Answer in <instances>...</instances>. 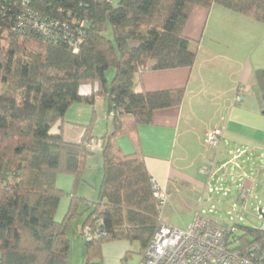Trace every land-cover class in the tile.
Segmentation results:
<instances>
[{
  "label": "trees",
  "instance_id": "trees-1",
  "mask_svg": "<svg viewBox=\"0 0 264 264\" xmlns=\"http://www.w3.org/2000/svg\"><path fill=\"white\" fill-rule=\"evenodd\" d=\"M25 1L0 0V264H68L69 223L84 200L74 194L91 155L84 143L92 134L85 126L81 141L69 142L61 127L72 103L92 105L96 96L107 98V112L114 116L101 137L98 201L89 204L93 209L81 225L99 221L102 234L85 241L83 264H103L102 246L112 241L136 242L144 253L161 220L136 127L150 123L155 110L180 105L185 91L135 92V75L147 66H193L198 44L183 28L194 6L216 3L264 24V0ZM29 11L49 23L46 36L18 27V18ZM253 77L264 100V68ZM83 85L96 89L81 95ZM55 124L60 131L51 133ZM121 135L130 138L132 154L120 151ZM60 173L73 176L74 190L57 221ZM239 227L255 238L264 235Z\"/></svg>",
  "mask_w": 264,
  "mask_h": 264
},
{
  "label": "crops",
  "instance_id": "crops-1",
  "mask_svg": "<svg viewBox=\"0 0 264 264\" xmlns=\"http://www.w3.org/2000/svg\"><path fill=\"white\" fill-rule=\"evenodd\" d=\"M183 34L198 44L191 68L147 66L136 73L133 81L135 92L178 88L185 91L180 105L155 110L150 123L137 125L136 134L146 168L151 178L165 188V204L179 207L188 204L190 195L201 202L217 173L228 166L235 167L241 171L243 181L239 188L246 203L252 195L255 198L256 181L264 172V100L254 86L253 77L254 70L264 68V24L213 3L208 9L192 8ZM113 75L114 69L107 79L111 81ZM238 86L244 91L241 99L235 100ZM95 89L96 85H83L79 93L88 95ZM84 105L72 103L67 109L61 127L66 141H81L85 131L82 118L91 109ZM107 107L106 97H95L92 109H99L106 116ZM75 111L81 113L74 117ZM107 121L109 132L112 125ZM217 129L221 132L218 145H208L207 135ZM59 131V124L51 129V133ZM91 138L101 141V137ZM116 142L123 154L134 152L127 135L119 136ZM91 154L102 157V144ZM97 167V179H93L92 173L88 178V182L95 180V190L101 179V169ZM205 168L207 172L203 171ZM60 177L57 175L56 184L63 186L64 180ZM196 213L193 211L186 223L176 224L161 215L160 220L184 228ZM125 242L103 244L102 256L114 249L104 264H115L121 258Z\"/></svg>",
  "mask_w": 264,
  "mask_h": 264
},
{
  "label": "rangeland",
  "instance_id": "rangeland-1",
  "mask_svg": "<svg viewBox=\"0 0 264 264\" xmlns=\"http://www.w3.org/2000/svg\"><path fill=\"white\" fill-rule=\"evenodd\" d=\"M106 37L112 40V30L110 27H108L106 31ZM133 44H136V42L133 41ZM111 74L112 69L107 71L106 76L109 78ZM83 104H85L84 106L91 107L90 113L88 115L84 114V118H82L85 121L84 125H90L92 136L95 138L102 137L108 131L105 112L102 113L99 109H92L91 104ZM78 113H81V111H75L74 117H77ZM108 122L110 123L109 120L107 121V124ZM89 156H91L92 159H89ZM89 156L85 161L82 181L74 194L77 198H82L84 200H79L74 217L69 223L68 264H83L85 240L80 234V227L93 209L88 208L86 205L98 201V188L95 190V180L99 174L97 169L98 165L101 169L100 178H102V157L98 154H91ZM89 173H92V177L95 180L88 182ZM58 175L61 176L60 178H63L64 184H62L63 186L56 184L63 193L59 200L55 219L61 221L66 214L70 198L73 195L74 180L73 176L69 173H60ZM242 181L243 178L241 176V171L235 167L228 166L217 173V178L211 182L207 194L204 195L203 199L200 198L201 202L200 200H197L195 195H190L189 202L186 206L178 207L177 205V207H174L173 205L169 206L165 204L161 208V217H166V219H170L176 224L186 223L189 217L193 215V211H196L217 223L228 226L234 225L238 235H242V230L239 226H249L259 229L262 223V214H264V172L260 179L256 181L255 198L252 195L249 201L246 200V203L241 198V191L239 188ZM79 192L81 194H79ZM82 193L84 194L82 195ZM259 208L261 209V212L259 211ZM124 244L125 248L123 254L115 264H138L143 255L138 244L136 242L130 243L128 241ZM113 252L114 249H111L108 251V254L102 256L103 264L105 260L106 263L108 262V258L111 257L109 254H112ZM111 263H113V261Z\"/></svg>",
  "mask_w": 264,
  "mask_h": 264
},
{
  "label": "built area",
  "instance_id": "built-area-1",
  "mask_svg": "<svg viewBox=\"0 0 264 264\" xmlns=\"http://www.w3.org/2000/svg\"><path fill=\"white\" fill-rule=\"evenodd\" d=\"M26 15L25 18H18L17 23L21 30L38 32L40 36L48 34L49 23L45 19H40L35 12L29 11ZM50 24L57 23L50 21ZM243 91V87L238 86L234 99L240 100ZM113 116L112 110L106 113L109 120ZM220 134L218 129L213 130L207 135L206 143L217 146ZM101 144L102 140L93 138L84 143L91 151ZM203 171L207 172V169ZM151 187L160 217L161 208L167 200V192L153 179ZM86 206L89 207V204ZM259 230L264 232V214ZM80 233L85 241L98 238L102 234L100 222L84 225ZM138 264H264V235L259 238L244 232L238 235L234 225L217 223L197 212L184 228L160 221Z\"/></svg>",
  "mask_w": 264,
  "mask_h": 264
}]
</instances>
